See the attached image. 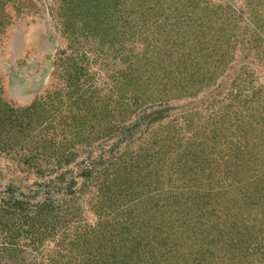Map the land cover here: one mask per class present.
<instances>
[{
  "label": "rangeland",
  "instance_id": "374dc122",
  "mask_svg": "<svg viewBox=\"0 0 264 264\" xmlns=\"http://www.w3.org/2000/svg\"><path fill=\"white\" fill-rule=\"evenodd\" d=\"M3 116L25 264H264V0H0Z\"/></svg>",
  "mask_w": 264,
  "mask_h": 264
},
{
  "label": "trees",
  "instance_id": "16d2710c",
  "mask_svg": "<svg viewBox=\"0 0 264 264\" xmlns=\"http://www.w3.org/2000/svg\"><path fill=\"white\" fill-rule=\"evenodd\" d=\"M36 104H34L33 107H35ZM18 116H15L14 121L17 119ZM7 120H11L9 117L5 118L0 117V124H5ZM23 123V121L21 122ZM11 125V123H10ZM27 126L22 124L20 129L15 131V128L11 127L10 129V133L8 134L9 137H12L13 134H17V132H19L20 134L24 133V136L27 134ZM4 140L3 139V134L0 130V140ZM218 196V195H217ZM221 197V196H220ZM5 202V204H4ZM54 202H52L50 199H45L43 202L41 203H37L36 205H34V209H29L28 213H31L30 217L31 221L34 220L35 223H44V222H48L46 217L48 216L51 217L50 214H52V212H49L48 210H44L45 208L51 209L53 206ZM9 205L8 202L1 200L0 201V227L2 226V229L4 228L5 230H7V232L5 233V235L3 236V239L0 240V254H5L7 257V261L10 262V264H25L24 257L21 255L22 254V247H23V243L20 241L21 238H25L24 236H26L27 238H31L33 241V244L37 243L40 244V232L36 233V237L35 240H37L36 242H34L33 240V236H27V232L25 230H22V225L13 222H10L9 219V215H8V209L7 206ZM14 207L18 206L17 202H13L12 204ZM66 206L65 204L62 205ZM53 208H55L53 206ZM25 210V209H24ZM69 214H71V211H68ZM67 213V214H68ZM52 220H50L49 222H52ZM38 226V225H37ZM35 226L34 229H38L39 227ZM25 234V235H24ZM31 241V242H32ZM30 242V244H31ZM25 243V241H24ZM22 258V260H21ZM44 258V259H42ZM40 260H42L43 264H59L58 260L56 261L55 257H42ZM64 258V257H62ZM17 260V261H14ZM68 264V263H67Z\"/></svg>",
  "mask_w": 264,
  "mask_h": 264
}]
</instances>
